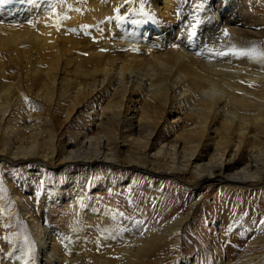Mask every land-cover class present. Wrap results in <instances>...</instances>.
Listing matches in <instances>:
<instances>
[{"label":"bare ground","instance_id":"bare-ground-1","mask_svg":"<svg viewBox=\"0 0 264 264\" xmlns=\"http://www.w3.org/2000/svg\"><path fill=\"white\" fill-rule=\"evenodd\" d=\"M232 45L264 51V0H3L1 168L67 165L93 179L126 167L164 186L159 205H124V215L86 205L89 178L69 194L47 186L40 214L14 195L31 234L5 241L0 264H264V204L225 245L202 227L205 211H245L264 190V60L196 55ZM210 82L230 91L193 116ZM233 110L242 118L230 121ZM81 111L60 146L52 115L70 124ZM8 201L1 234L16 226Z\"/></svg>","mask_w":264,"mask_h":264},{"label":"rangeland","instance_id":"rangeland-1","mask_svg":"<svg viewBox=\"0 0 264 264\" xmlns=\"http://www.w3.org/2000/svg\"><path fill=\"white\" fill-rule=\"evenodd\" d=\"M40 108L41 109L39 110L41 111L47 110V107ZM77 117L79 118L77 120L81 121L82 118H86L82 111L75 113L73 115V122H70L69 124L65 122V118L62 114L52 115L54 126L58 132V144L60 146H62L65 141L72 138L75 127H77ZM163 122V124L167 123V121L164 120ZM177 123L178 122L174 124L176 125ZM179 123L184 124L181 121ZM121 149L123 151L126 150L124 147H121ZM66 166L64 165L62 167H59L58 169H45V167L42 166H34L24 169L20 168L19 166H9L6 168H1L0 166V197L9 200L6 206L9 212H12L16 217V226H8V233H0V239L3 238L0 242L2 243V245L0 246V253L3 252L7 247L5 241H8L10 238H12V243L14 245L16 244L17 240L19 241V243H23L24 241L27 242V239L31 234L27 224V219L19 212L20 204L19 201L15 199L14 195L25 200L26 202H29L34 210H39L40 214L43 212V205H45V191L47 189V186H49V189H52L51 191L57 188L60 193L64 194H69L71 187L75 191H81L77 189L82 188L85 190L84 185L87 184H85V182H87V179L89 178L88 175L85 172H82L81 174H79V177L81 178L76 179L75 171L69 169L68 167L66 168ZM96 172L97 173L94 174L93 179L92 176L91 178H89L90 180H92L89 183L88 188L86 189L87 195L85 199L86 205L88 207L106 208L108 206L112 209V211L117 209V211H120L124 215V212L126 213L127 211L124 205H134V207H138V205H147V207L149 206L148 208L150 209L154 205L160 204L159 198L161 197L160 194L162 192L161 186H164L161 184V180L153 177L145 179L144 177L133 176L131 171L126 167H120L118 171L115 170L112 173L111 171H106V169L100 167L98 170H96ZM9 184H13L14 193L11 190V193L8 194ZM251 190H257V187L250 188L249 192H253ZM177 191L180 190L177 189ZM180 192V199L187 200L186 197H188V193H185V191ZM207 196L209 197L210 204L215 202V200L217 199L211 198L212 195H210V193L207 194ZM243 202L248 205V208L245 211L234 210L223 214L222 210H215L212 213L205 211L202 216L203 230H206V233L208 232V235L210 236L216 235V237H218V241L221 243L224 242L222 243L224 245L225 242L232 241L236 232L245 229V226L243 227L241 225L244 224L240 219L242 215H245V217H252L256 212L254 205L264 204V190L254 191V194L246 196V199L244 198ZM69 207L70 205H65L62 208L58 206L54 212L55 217H63L68 213ZM135 210L132 215H127L128 220L133 218L132 216L136 214ZM214 213L215 215H213ZM228 215V221L222 220V217H220L223 216L224 218ZM19 226H22L25 229L23 231H19ZM190 236L188 235L187 237V241L189 244V241L193 240L192 238H190ZM242 247H244V245L240 246V252H243Z\"/></svg>","mask_w":264,"mask_h":264},{"label":"clouds","instance_id":"clouds-1","mask_svg":"<svg viewBox=\"0 0 264 264\" xmlns=\"http://www.w3.org/2000/svg\"><path fill=\"white\" fill-rule=\"evenodd\" d=\"M158 89H162L163 85L156 86ZM230 89L225 83L210 82L209 86L202 89L198 94L197 106L193 109L192 115L199 117L200 112L203 111V105L208 103H213L218 99L223 98ZM243 116L242 111H230L228 113V118L230 121H236L241 119Z\"/></svg>","mask_w":264,"mask_h":264},{"label":"snow or ice","instance_id":"snow-or-ice-1","mask_svg":"<svg viewBox=\"0 0 264 264\" xmlns=\"http://www.w3.org/2000/svg\"><path fill=\"white\" fill-rule=\"evenodd\" d=\"M3 0H0V3H2ZM52 14L53 16L56 15L54 11V7L52 9ZM30 25L32 22H29ZM224 37H228L229 33L225 31L223 33ZM131 51H137L136 49H131ZM197 56H200L201 58L207 59L210 63L213 62L214 59L216 58H224V57H230V58H236L239 59L241 57H248L249 59L252 60H264V51L259 50L255 47L253 48H248V49H240L237 48L235 45L230 46L229 48L223 49V50H218V49H211L208 50V55L204 56L203 53H196ZM251 86V85H249ZM137 223L136 221H133V224ZM260 223L264 225V220H261Z\"/></svg>","mask_w":264,"mask_h":264}]
</instances>
